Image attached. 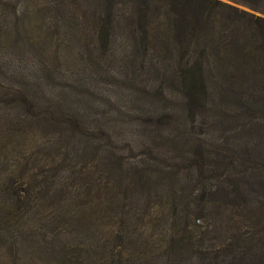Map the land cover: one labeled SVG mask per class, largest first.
I'll list each match as a JSON object with an SVG mask.
<instances>
[{"label": "rangeland", "instance_id": "1", "mask_svg": "<svg viewBox=\"0 0 264 264\" xmlns=\"http://www.w3.org/2000/svg\"><path fill=\"white\" fill-rule=\"evenodd\" d=\"M3 2L0 264H264V205L234 191L264 174L260 94L188 96L164 59Z\"/></svg>", "mask_w": 264, "mask_h": 264}, {"label": "trees", "instance_id": "2", "mask_svg": "<svg viewBox=\"0 0 264 264\" xmlns=\"http://www.w3.org/2000/svg\"><path fill=\"white\" fill-rule=\"evenodd\" d=\"M0 0V5L10 7ZM22 13H48L62 30L77 29L99 47L120 45L121 59H164V77L188 96L256 90L248 110L264 114V18L222 0H16ZM264 15V0H227ZM89 32V34H86ZM242 32H245L242 34ZM248 34V35H246ZM184 61V63H182ZM214 83L208 85L207 79ZM234 182L244 199L264 205V174Z\"/></svg>", "mask_w": 264, "mask_h": 264}]
</instances>
